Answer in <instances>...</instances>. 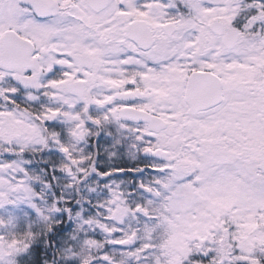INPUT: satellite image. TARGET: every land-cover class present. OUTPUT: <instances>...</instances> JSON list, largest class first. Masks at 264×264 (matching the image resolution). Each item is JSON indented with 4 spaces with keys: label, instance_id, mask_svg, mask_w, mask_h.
Returning <instances> with one entry per match:
<instances>
[{
    "label": "snow or ice",
    "instance_id": "obj_1",
    "mask_svg": "<svg viewBox=\"0 0 264 264\" xmlns=\"http://www.w3.org/2000/svg\"><path fill=\"white\" fill-rule=\"evenodd\" d=\"M0 264H264V0H0Z\"/></svg>",
    "mask_w": 264,
    "mask_h": 264
}]
</instances>
